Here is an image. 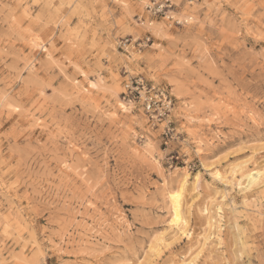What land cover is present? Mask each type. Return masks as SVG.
<instances>
[{"label": "rangeland", "instance_id": "rangeland-1", "mask_svg": "<svg viewBox=\"0 0 264 264\" xmlns=\"http://www.w3.org/2000/svg\"><path fill=\"white\" fill-rule=\"evenodd\" d=\"M0 264H264V0H0Z\"/></svg>", "mask_w": 264, "mask_h": 264}, {"label": "built area", "instance_id": "built-area-1", "mask_svg": "<svg viewBox=\"0 0 264 264\" xmlns=\"http://www.w3.org/2000/svg\"><path fill=\"white\" fill-rule=\"evenodd\" d=\"M124 88L123 97L132 106L131 109L143 117L147 130L158 131L162 142L167 145L174 136L171 119L173 100L167 87L147 83L143 78H131L126 81ZM178 159L179 156H175V160ZM173 163L171 159L169 167Z\"/></svg>", "mask_w": 264, "mask_h": 264}, {"label": "bare ground", "instance_id": "bare-ground-1", "mask_svg": "<svg viewBox=\"0 0 264 264\" xmlns=\"http://www.w3.org/2000/svg\"><path fill=\"white\" fill-rule=\"evenodd\" d=\"M172 200H173V216H172L173 218L171 219L170 224L174 227H177L180 225L181 222H183V220H181L182 218L180 217V212H179L178 195H173Z\"/></svg>", "mask_w": 264, "mask_h": 264}]
</instances>
